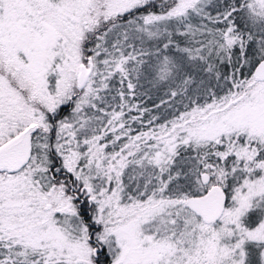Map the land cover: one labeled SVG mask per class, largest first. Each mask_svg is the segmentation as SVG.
Instances as JSON below:
<instances>
[{
	"label": "snow or ice",
	"instance_id": "1",
	"mask_svg": "<svg viewBox=\"0 0 264 264\" xmlns=\"http://www.w3.org/2000/svg\"><path fill=\"white\" fill-rule=\"evenodd\" d=\"M0 264H264V0H0Z\"/></svg>",
	"mask_w": 264,
	"mask_h": 264
}]
</instances>
